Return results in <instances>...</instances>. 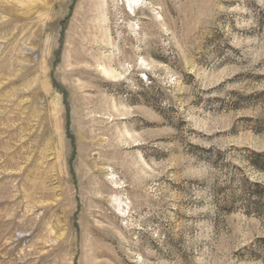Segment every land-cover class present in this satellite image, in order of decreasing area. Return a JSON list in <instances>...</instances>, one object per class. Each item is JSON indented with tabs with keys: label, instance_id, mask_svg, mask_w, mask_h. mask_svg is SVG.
<instances>
[{
	"label": "rangeland",
	"instance_id": "1",
	"mask_svg": "<svg viewBox=\"0 0 264 264\" xmlns=\"http://www.w3.org/2000/svg\"><path fill=\"white\" fill-rule=\"evenodd\" d=\"M0 264H264V0H0Z\"/></svg>",
	"mask_w": 264,
	"mask_h": 264
},
{
	"label": "trees",
	"instance_id": "2",
	"mask_svg": "<svg viewBox=\"0 0 264 264\" xmlns=\"http://www.w3.org/2000/svg\"><path fill=\"white\" fill-rule=\"evenodd\" d=\"M257 155H259V156H260V154H257Z\"/></svg>",
	"mask_w": 264,
	"mask_h": 264
},
{
	"label": "bare ground",
	"instance_id": "3",
	"mask_svg": "<svg viewBox=\"0 0 264 264\" xmlns=\"http://www.w3.org/2000/svg\"><path fill=\"white\" fill-rule=\"evenodd\" d=\"M18 235H20V234H18Z\"/></svg>",
	"mask_w": 264,
	"mask_h": 264
}]
</instances>
